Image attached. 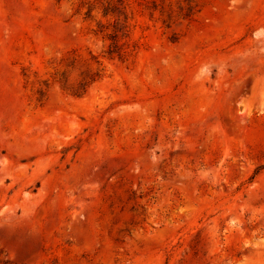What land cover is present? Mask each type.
Returning <instances> with one entry per match:
<instances>
[{"label":"rangeland","instance_id":"obj_1","mask_svg":"<svg viewBox=\"0 0 264 264\" xmlns=\"http://www.w3.org/2000/svg\"><path fill=\"white\" fill-rule=\"evenodd\" d=\"M0 264H264V0H0Z\"/></svg>","mask_w":264,"mask_h":264}]
</instances>
